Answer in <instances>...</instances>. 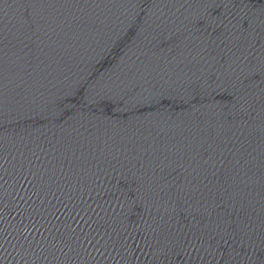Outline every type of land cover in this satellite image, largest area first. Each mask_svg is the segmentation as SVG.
<instances>
[{"label":"water","instance_id":"obj_1","mask_svg":"<svg viewBox=\"0 0 264 264\" xmlns=\"http://www.w3.org/2000/svg\"><path fill=\"white\" fill-rule=\"evenodd\" d=\"M0 264H264V0H0Z\"/></svg>","mask_w":264,"mask_h":264}]
</instances>
